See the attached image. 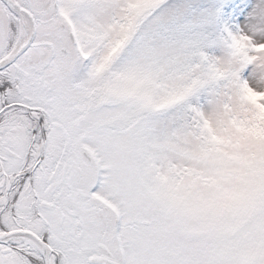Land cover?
I'll use <instances>...</instances> for the list:
<instances>
[{"label": "snow or ice", "instance_id": "obj_1", "mask_svg": "<svg viewBox=\"0 0 264 264\" xmlns=\"http://www.w3.org/2000/svg\"><path fill=\"white\" fill-rule=\"evenodd\" d=\"M0 264H264V0H0Z\"/></svg>", "mask_w": 264, "mask_h": 264}]
</instances>
